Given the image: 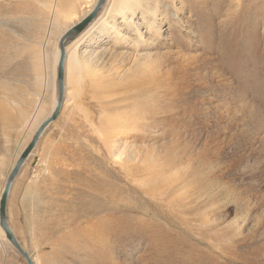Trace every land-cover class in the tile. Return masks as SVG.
Masks as SVG:
<instances>
[{"label":"rangeland","instance_id":"374dc122","mask_svg":"<svg viewBox=\"0 0 264 264\" xmlns=\"http://www.w3.org/2000/svg\"><path fill=\"white\" fill-rule=\"evenodd\" d=\"M97 1L0 0V111L17 117L0 122V193L25 117L54 107L60 35ZM136 4L69 45L65 103L10 223L36 264H264V0ZM1 238L0 264H27Z\"/></svg>","mask_w":264,"mask_h":264},{"label":"water","instance_id":"95a60500","mask_svg":"<svg viewBox=\"0 0 264 264\" xmlns=\"http://www.w3.org/2000/svg\"><path fill=\"white\" fill-rule=\"evenodd\" d=\"M107 0H98L96 5L92 8V10L86 14L82 20H80L77 24L73 25L60 39L59 47H60V59L57 67V97L58 102L57 105L52 112V114L47 117L42 124L38 127L36 132L33 134L30 142L24 147L18 159L15 162V165L9 172L7 176V180L5 183V188L3 190L1 199H0V226L5 232L6 239L8 242L16 249V251L25 259L27 264H35L30 253L22 246L14 231L12 230L9 220H8V200L10 193L12 191V187L14 181L17 176L20 174L22 167L25 162L30 157L31 153L35 149L38 144L40 138L48 128V126L56 121L60 116L61 110L64 105V93H65V65L67 52L66 48L69 43L73 42L79 35H81L87 27L96 19V17L100 14L104 4Z\"/></svg>","mask_w":264,"mask_h":264},{"label":"bare ground","instance_id":"6f19581e","mask_svg":"<svg viewBox=\"0 0 264 264\" xmlns=\"http://www.w3.org/2000/svg\"><path fill=\"white\" fill-rule=\"evenodd\" d=\"M136 2H139V0H107L106 1V3L104 4V6H103V8H102V10H101V12H100V14L96 17V19L87 27V29L81 34V35H79L73 42H71V43H69V45H73V46H75V47H77L78 45H80L79 43L82 41V38H85L86 36L87 37H89V36H92V35H95L96 33L97 34H101V33H105V32H107L108 30H110V28L112 27V20H113V18L117 15L118 16V14L120 15V18H121V21H126V20H131V19H133V17H134V15L136 14V9H137V6H138V4H136ZM96 3L97 2H95V5H96ZM141 3V2H140ZM4 4H3V2L1 3L0 2V13H1V11H3V6ZM94 5V6H95ZM5 9V8H4ZM92 10V9H91ZM90 10V11H91ZM89 11V12H90ZM88 12V13H89ZM87 13V14H88ZM128 13L129 14H131V15H133L132 17H130V16H128ZM0 16H1V14H0ZM83 18V17H82ZM82 18L80 19V20H82ZM1 19V18H0ZM7 19V18H6ZM112 19V20H111ZM79 20V21H80ZM79 21H77L76 23H74V24H72L71 26H69L67 29H65L64 30V32L62 33V35H60V37H59V41H60V39L62 38V36L73 26V25H75V24H77ZM8 23V22H7ZM3 23H1V21H0V25H2ZM38 26V25H37ZM114 26V25H113ZM116 26V25H115ZM1 27H3V26H1ZM0 27V28H1ZM7 27H5V29H6ZM35 28V27H34ZM4 30V29H3ZM5 31V30H4ZM4 31H2V30H0V61H1V59H2V61H3V58L4 57H2L3 56V51H1V49L3 50V48H4V46L6 45H8V44H10V37L7 39V35H6V33L4 32ZM8 32V31H7ZM9 34V33H8ZM13 37V36H12ZM38 37V36H37ZM14 38V37H13ZM29 38V37H28ZM40 38V37H39ZM14 40V39H13ZM12 40V41H13ZM29 41V40H28ZM35 41H37L36 39H35ZM26 43V42H25ZM33 43V42H32ZM46 43L47 42H45L44 44H43V47H45V45H46ZM15 44V43H14ZM19 44V43H18ZM12 45V44H11ZM69 45L67 46V48H66V52H67V58H66V65H65V93H64V103H65V96H66V68H67V62H68V58L70 57V52H69ZM15 46H17V45H15ZM12 47V46H11ZM15 48V47H14ZM13 48V49H14ZM11 49V48H10ZM73 49H71L70 51H72ZM17 51V50H16ZM2 52V53H1ZM15 52V51H14ZM56 57H57V67H58V63H59V59H60V47L58 48V50L56 51ZM13 70H15V69H13ZM16 71V70H15ZM13 72V71H12ZM17 73H18V71H17ZM13 75V74H12ZM15 75V74H14ZM47 81V79H46V76H44V78L42 79V83L43 84H45V82ZM1 84V83H0ZM11 85V84H10ZM4 88V87H3ZM2 88V89H3ZM8 88V87H7ZM7 91H9V90H7ZM9 95V94H8ZM6 98H8L7 97V94H6ZM10 100H11V97H10ZM57 102H58V97H56V99L54 100V102H53V104H54V107H53V109H52V111L45 117V118H43L42 120H41V118H39V112H37L36 114H35V116L33 115V117L30 119H28L27 117H25L26 118V125L28 126V124H29V122L30 123H32L33 122V120H35V124L37 125L36 126V129L35 130H33L32 132H33V134L36 132V130L38 129V127L42 124V122L47 118V117H49L51 114H52V112L54 111V109H55V107H56V105H57ZM9 103V102H8ZM10 103H11V101H10ZM5 109V108H4ZM3 109V110H4ZM18 109V108H17ZM22 109V108H21ZM2 109H1V111H0V122L1 123H7V122H9L8 124H12L15 120H16V118H15V116L13 115V114H11L10 112H7V110H5V111H3ZM10 110V109H9ZM15 110V109H14ZM16 111V110H15ZM21 112V111H20ZM26 115V114H25ZM24 118V119H25ZM21 119V118H20ZM12 127V126H11ZM33 134H32V136H33ZM37 146V145H36ZM25 147H26V145H25ZM36 148V147H35ZM24 149V148H23ZM22 149V150H23ZM35 150V149H34ZM34 150H33V152H34ZM22 152V151H21ZM21 152L18 154V156L16 157V159H15V162H16V160L18 159V157H19V155L21 154ZM32 152V153H33ZM31 153V154H32ZM15 162H14V164H13V166L15 165ZM13 166H12V168H13ZM7 180V179H6ZM5 183H6V181H5ZM5 183L2 185V187H1V193H0V199H1V196H2V193H3V190H4V188H5ZM113 196V195H112ZM128 208H131L130 207V205L127 203V204H125ZM129 205V206H128ZM95 208H94V211L96 212H103V211H105V212H107L109 215H111L112 217H109V219H108V221H106V222H104V223H102V225H101V228H103V227H110V229H112L113 228V226H114V224L115 223H113V221H114V214H115V210L117 209V204H115V201H114V198L113 197H111L110 198V200H108V201H102V203H99V206L98 205H95L94 206ZM101 233H99V231H98V233L99 234H101V237L102 238H104V239H106L107 240V237L106 236H108V235H104V234H102V230L100 231ZM1 234L4 236V237H6V235H5V232H4V230L2 229V227L0 226V240H2V238H1ZM96 234V233H95ZM98 235V234H97ZM99 236V235H98ZM100 238V237H99ZM33 258V261H34V263H35V260H34V257H32ZM36 264V263H35Z\"/></svg>","mask_w":264,"mask_h":264},{"label":"crops","instance_id":"0c3cea01","mask_svg":"<svg viewBox=\"0 0 264 264\" xmlns=\"http://www.w3.org/2000/svg\"><path fill=\"white\" fill-rule=\"evenodd\" d=\"M63 12H66V11H63ZM71 12H74V11H71ZM75 12H77V11H75ZM41 138H42V137H41ZM40 140H41V139H40ZM40 140H39V142H38L37 147L35 148L34 152L30 155V157H29L28 160H31V161H34V160H35V156L37 155L36 152L38 153V150L40 151L41 146H42V143H40ZM29 142H30V141H29ZM29 142H28V143H29ZM28 143H27V144H28ZM27 144H26V145H27ZM28 171H29V168H28V167L26 168V165H24L23 168H22V170H21V172H20V174L17 176L16 180L14 181V184H13V187H12V191H11L10 196H9L8 204H9L10 198H11V196H12V194H13V192L15 191L16 188H20V189H24V188H25V186H26V185H25V184H26L25 178H26V176H27V174H28ZM8 220H9V216H8ZM9 224H10L12 230L14 231V229H13L11 223H10V220H9ZM14 233H15V235L17 236V234H16L15 231H14ZM17 238H18V236H17ZM18 240H19V239H18ZM19 241H20V240H19ZM20 243H21V242H20Z\"/></svg>","mask_w":264,"mask_h":264}]
</instances>
